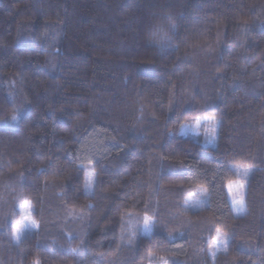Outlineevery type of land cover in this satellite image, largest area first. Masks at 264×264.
<instances>
[{
    "label": "trees",
    "instance_id": "trees-1",
    "mask_svg": "<svg viewBox=\"0 0 264 264\" xmlns=\"http://www.w3.org/2000/svg\"><path fill=\"white\" fill-rule=\"evenodd\" d=\"M207 116L215 146L179 134ZM24 201L37 226L16 241ZM155 256L264 264V0H0V264Z\"/></svg>",
    "mask_w": 264,
    "mask_h": 264
},
{
    "label": "rangeland",
    "instance_id": "rangeland-1",
    "mask_svg": "<svg viewBox=\"0 0 264 264\" xmlns=\"http://www.w3.org/2000/svg\"><path fill=\"white\" fill-rule=\"evenodd\" d=\"M218 132H219V122L214 116H207L204 118L197 119L196 121L185 123L182 125L179 134L182 136H190L195 138L196 140L202 142L206 145L215 146L217 143L218 138ZM90 152V151H89ZM88 155V152H87ZM84 166L86 167V189L88 191H92L93 187L95 185V179L96 174L95 170L92 166V160H89L88 162H83ZM236 169L241 172V174H245V170H247V173L250 171V167L242 166V167H236ZM94 173V175H93ZM244 184V202H243V210H240V206L236 203H234V199H238L239 197V185ZM229 199L231 201V204L233 206V209L237 215H241L245 212V197H246V191H247V185L244 182L241 181H234L229 185ZM190 203H192L193 206L200 208V206H205L209 204V194L207 191V188L205 187H199L197 189L196 194L192 195L190 197ZM17 207L19 208V216L16 220L15 225V231H14V239L16 241H20L24 235L33 230L37 226L36 223H31V221H34L33 217L31 216V206L29 202H17ZM14 209V208H13ZM15 210V209H14ZM10 217H15L16 212L14 213L11 211ZM25 216H28L29 219H25ZM149 217V216H147ZM150 218V217H149ZM18 225H23L20 232H16V228ZM153 231L152 227V219H149V224L145 225V218L143 220V224H141V220L136 221L131 226V232L130 235L132 238H135L139 236V234H145L149 235ZM17 236H19V239H17ZM229 242L230 237L228 234H222V239L219 241L214 240L213 243L208 248V255L212 260H216L217 256L220 253L227 252L229 249ZM151 264H172L169 263V260L165 259L161 256H155L154 260Z\"/></svg>",
    "mask_w": 264,
    "mask_h": 264
},
{
    "label": "snow or ice",
    "instance_id": "snow-or-ice-1",
    "mask_svg": "<svg viewBox=\"0 0 264 264\" xmlns=\"http://www.w3.org/2000/svg\"><path fill=\"white\" fill-rule=\"evenodd\" d=\"M15 119V117H14ZM94 175V173H93ZM245 175H247V170H245ZM244 189H245V186L244 184H240L239 185V197L238 199H234V203L238 204L240 206V210L242 211L243 210V202H244ZM25 219H29L28 216H25ZM149 217H145V225L147 226L149 224ZM31 223H35V221H31ZM23 227V225H18L17 228H16V232L19 233L21 228ZM17 239H19V236H17ZM222 239V234L220 232L219 229L216 230V237H215V240L216 241H219Z\"/></svg>",
    "mask_w": 264,
    "mask_h": 264
}]
</instances>
